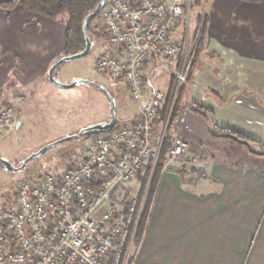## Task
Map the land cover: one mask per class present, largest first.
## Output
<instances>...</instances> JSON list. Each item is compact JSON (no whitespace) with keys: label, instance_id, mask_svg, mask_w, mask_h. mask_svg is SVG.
Wrapping results in <instances>:
<instances>
[{"label":"crops","instance_id":"obj_1","mask_svg":"<svg viewBox=\"0 0 264 264\" xmlns=\"http://www.w3.org/2000/svg\"><path fill=\"white\" fill-rule=\"evenodd\" d=\"M198 14L206 27L175 131L189 150L180 169L161 172L131 264H264V174L222 160L223 150L210 139L208 123L188 109L190 103L207 107L218 126L242 132L218 122L219 114L242 121L249 107L260 111L255 99L264 90V0H202ZM64 32L62 22L27 11L10 16L0 12V108L5 106L7 87L22 94L49 87V69L62 58ZM172 39L180 42L173 33ZM99 47L101 54L114 50L106 35ZM180 59L149 56L144 101L153 91L165 98ZM119 83L125 84L121 79ZM197 127L200 135L193 130ZM259 129L264 130V125ZM204 149L215 154L205 159L199 171L192 157ZM249 155L241 159H264Z\"/></svg>","mask_w":264,"mask_h":264},{"label":"built area","instance_id":"obj_2","mask_svg":"<svg viewBox=\"0 0 264 264\" xmlns=\"http://www.w3.org/2000/svg\"><path fill=\"white\" fill-rule=\"evenodd\" d=\"M184 2L106 0L98 18L114 50L98 56L94 70L125 82L135 114L86 139L75 164L16 181L15 199L0 207V264H131L146 200V191L139 200L131 183L156 159L164 133L154 124L163 94L153 91L143 100L145 62L152 54L180 57L176 80H183L185 45L172 32ZM13 94L14 101L23 99ZM12 106L0 108V134L14 119ZM188 150L187 142L176 140L161 172L179 169Z\"/></svg>","mask_w":264,"mask_h":264},{"label":"rangeland","instance_id":"obj_3","mask_svg":"<svg viewBox=\"0 0 264 264\" xmlns=\"http://www.w3.org/2000/svg\"><path fill=\"white\" fill-rule=\"evenodd\" d=\"M201 5L202 0L197 6L194 5V0H185L183 18L172 32L174 39L185 45L186 70H188L191 62L190 52L193 50L196 19ZM91 27L92 42L88 55L61 64L54 71V80L65 85L77 80H88L104 86L114 99L118 120L124 121L125 116L130 117L135 113V104L128 99L127 87L124 83H119V79L117 80L115 76L95 72V58L103 52L99 44L106 34L99 24V18L91 23ZM48 84L47 89L38 86L31 93L23 92L22 94L13 86L7 87L4 92V104L7 106L14 104L12 106L14 119L5 132L0 134V158L6 160L11 167H17L26 157L49 143L75 135L98 124L107 123L110 119L109 104L106 97L94 86L78 85L62 89L52 85L50 81H48ZM160 89L163 90L164 88L160 87ZM217 92L219 91L217 90ZM13 93H17L19 96L22 95L23 99L18 102L14 101ZM219 98V94L214 96L216 101H219ZM258 98L255 101L258 103L260 111H253L249 107L250 109L244 110L245 116L243 118L245 119L242 121H239L238 117L219 114L218 122L224 125L226 123L233 125L234 129H241L244 132L236 131L256 141L263 142L264 130L260 131L259 127L264 125V90H262V96H258ZM249 99L253 98L250 97ZM123 110L125 113L122 112ZM204 122L206 123V121ZM186 125L190 130L191 124L187 123ZM156 130L160 134L164 131V127H157ZM193 130L199 135L202 131L199 127ZM88 138L90 137L73 139L57 145L37 161L30 163L18 172L3 171L0 168V207L11 204V201L15 199V187L18 179L28 178L35 181L46 173L61 171L68 165L80 161L83 143ZM213 143L223 150L222 160L235 161V163H238L239 168H245V170L251 168L261 175L264 174V159H260L261 161L255 159H253L255 161H243L242 159H246V156H250L244 149L216 140ZM214 154V152L211 153L212 156ZM243 154H245V157L241 159ZM211 155L208 150L195 154L192 157L195 160L194 163H196L195 168L201 171L202 163ZM184 160L183 158L182 165ZM141 181L142 177L140 180L131 183L134 192L139 189ZM262 190L264 191V187H262Z\"/></svg>","mask_w":264,"mask_h":264},{"label":"trees","instance_id":"obj_4","mask_svg":"<svg viewBox=\"0 0 264 264\" xmlns=\"http://www.w3.org/2000/svg\"><path fill=\"white\" fill-rule=\"evenodd\" d=\"M99 1L100 0H0V12L10 16L21 11H27L37 17L62 22L65 26L62 57H65L83 51L84 39L82 35V22L89 13L95 10ZM199 3L200 0H194L195 6L199 5ZM98 17L99 15L93 18L88 26V37L91 42V23ZM205 27L206 20L198 14L194 32V45L190 54L191 62L189 68L186 70L185 76L178 87H176V76L173 78L171 88L166 94L154 122L156 128L164 127V133L156 159L154 160L151 158L145 163L140 187L138 190H135L139 200L142 199L143 194L146 191L147 201H145L146 204L144 205L140 224L134 236L133 252L139 246L140 240L143 236L149 204L154 195V190L157 186L162 168L167 160L168 153L174 142L178 140L175 136V131L180 104L188 89L191 65L199 55ZM58 68L59 67L56 69ZM188 109L191 113L203 118L208 123V132L211 139L236 145L254 156H264V141L259 142L236 130L218 126L214 112L207 107L190 103L188 104ZM37 160L38 159L29 161L24 168ZM20 164L17 167H19Z\"/></svg>","mask_w":264,"mask_h":264},{"label":"water","instance_id":"obj_5","mask_svg":"<svg viewBox=\"0 0 264 264\" xmlns=\"http://www.w3.org/2000/svg\"><path fill=\"white\" fill-rule=\"evenodd\" d=\"M105 4H106V0H100L98 5L96 6L95 10L92 11L91 13H89L84 18V20L82 22V35H83V39H84L83 51H81L77 54L62 57L59 60H57L49 69L48 79L52 85L59 87V88H62V89H68V88H72V87H75L78 85H92L95 88H97L98 90H100L105 95V97L108 101V104H109V111H110L109 121L107 123L98 124L96 126L87 128V129H85V130H83V131H81L75 135L59 139L57 141H54L52 143H49V144L43 146L37 152L26 157L21 162L19 167H11L10 164L6 160H3L0 158V168L3 171L18 172V171L22 170L29 161L39 159L45 153H47L51 148H53L57 145H60L66 141H70L73 139H79L82 137H93L96 135L107 133L119 122V120L117 118V114H116L115 105H114V99H113L112 95L110 94V92L104 86L99 85L93 81H88V80H77L71 84L65 85V84H61V83L56 82L54 80V76H53L55 69L57 67H59L61 64L72 61V60L77 59V58L85 57L88 55L90 48H91V41L88 37V26H89L90 21L100 14V12L104 8ZM177 87H178V85H177Z\"/></svg>","mask_w":264,"mask_h":264}]
</instances>
